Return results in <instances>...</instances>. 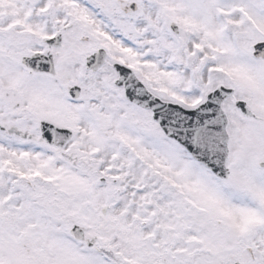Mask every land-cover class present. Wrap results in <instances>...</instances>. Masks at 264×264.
Instances as JSON below:
<instances>
[{"label":"snow or ice","instance_id":"snow-or-ice-1","mask_svg":"<svg viewBox=\"0 0 264 264\" xmlns=\"http://www.w3.org/2000/svg\"><path fill=\"white\" fill-rule=\"evenodd\" d=\"M0 264H264V0H0Z\"/></svg>","mask_w":264,"mask_h":264}]
</instances>
